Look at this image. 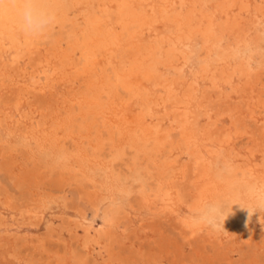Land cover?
Segmentation results:
<instances>
[{
    "label": "rangeland",
    "instance_id": "obj_1",
    "mask_svg": "<svg viewBox=\"0 0 264 264\" xmlns=\"http://www.w3.org/2000/svg\"><path fill=\"white\" fill-rule=\"evenodd\" d=\"M58 1H60V0H48V2L54 6L55 10L58 8L56 10L58 21L56 22L54 28L51 30L52 33L50 32L48 36L41 38V41H40L41 43L38 46L39 50H34L32 58L26 57L25 59L21 60V63L18 64L19 66L16 65L14 67H10L8 59L6 57H3L0 55V61H1L0 62V80H1L0 83L3 82L2 84H0V86H1L0 87V93H1L0 94V115H1L0 116V124H1L0 125V133L2 132L0 134V264H182L184 259L187 262L186 264H229V263L230 264H264V254H263L264 253V236L262 235V232L264 231V227H263V223H262V221H264V211H260V212L258 211L254 215H252L251 219H250L252 221L251 222L249 220V217H248L249 216L248 210L243 209V208H241L240 205H238V204H245L244 205L245 207H255L254 201L251 198H249V196H250L249 189L253 185H258L259 181H258L256 176L251 177L249 172H247L246 170H248L251 165L252 166L257 165L260 169L264 165V160H262V157H261L262 156L261 151L257 147V144L253 141V136L254 135L258 136L256 134L258 132V130L260 131L261 129H263V131H264V116H263L264 115V106H263L262 101L260 100V96L262 95V93H264V80L260 81L259 84L257 86H254V87L250 86L247 88V87L242 86L241 89L246 94H243V92H238V93L232 94V96L228 97L226 95H227L229 90H227V88L225 86H222V85L218 86L220 92L218 90V87L216 89L217 91L212 90L211 87L208 86V80L204 79L205 77L203 78V76H202L203 73L201 72L203 67H205L207 65H209L211 67V69H213L215 67L218 69L220 67L219 65L223 61H225V59L227 60L230 58L232 60H237V61H239V60L241 61V59L247 60L251 56V51L248 50L249 48H247V49L243 48L241 44L238 46H235V45H231L230 43L228 44L225 40H219L216 44H213V45L209 44L208 45V46H210V50H212L211 54L208 55L207 51L203 49L202 44L198 40H194L193 38H190V39H188L187 42H185V44L183 45V48H182V51H184V54H186L185 56H187V59H186V57H185V59H186L187 63L188 62L189 63L185 64V62H186L185 59H184V61L180 59V61H179L180 72H179V70L177 71V69H175V70L174 69H168V67L166 65H164V64H166V62H164L165 61L164 60V50L166 47L165 45L167 44V40L171 36V33L169 32L170 31L169 27L160 26V29L157 31H154V32L148 31L147 28H144L143 29L144 35L142 36L144 39L141 37V40H140L141 41L140 46L147 47V50H146L147 53H148V51H150V48H156L157 46L160 47V48H157V50L155 51V53H156L155 56L154 55H148L146 53V55H144V57H146V58H144V60H143L147 64L153 63V65L158 68V71L161 72V74H159L160 73L159 72L157 75V78H156L158 80V81L156 80L157 83L155 82L157 84L156 87H158L159 89L157 90V88L155 86H154V88L152 87L150 89L151 91L149 90V95H148V98L149 99L151 98L148 101L149 107L151 110L150 112L153 114L154 118L156 119L154 121L153 125H155V127L159 126L158 130H160L159 131L160 133H162V132L166 133L167 131L168 132L170 131L171 127H169L170 122H168V121L173 116V109L170 106L171 102L166 100L167 96L164 93V91L162 90V86L164 83H166V84L169 83L168 85L172 86V88H173V94H176V96L178 95L177 96L178 98H182L184 101H186L187 109H189L188 110L189 115L187 116L188 117L187 120L189 121V124H190V128H189L190 132L189 133L193 136L194 144H196L199 151L204 150V148L208 144V140L206 139L207 137L205 135V132H206L205 127H207L205 125V123H207V122H204L205 118H203V117H205L204 116L205 115L204 106L208 100V97H210L211 101H213V103H215L218 106V108H222L225 111H227V107L229 104L233 105L234 107H238V110L241 111L243 119L245 120L246 124L248 125L246 129L244 128L245 131H243V132L235 131V129H233L230 121L227 120L226 115L222 116L223 119L221 118V120L218 122L217 126L214 128L215 132H216V140L227 139V138H223V133H225V131H226V133H228L229 137H230V139H229V137L227 139L229 141V143L227 142L228 144L225 143V145L223 144V146L217 147L218 151L216 150V147H215L214 149H215L216 153L218 152L217 153L218 155L215 154L210 159H207V157H204L205 163L203 162V164L204 165L208 164L209 166L206 165V167H204V165H203L202 167L197 168L194 172L190 169L191 168L190 164L187 163L188 162L187 157L185 155H182L177 150L175 151L174 149L172 150V152L169 153L168 151L170 150V147L166 146V149L163 148L162 151L160 152L159 157L156 159V160H158L157 166L158 165L159 166H161V165L168 166L169 169H171L170 173L172 175L169 174V175H171L169 177L170 178L172 177V178L170 181L176 182L178 184V186L180 188L179 190L181 192V195L183 196L182 198L186 204L187 203L192 204L193 202L196 201L195 186L198 187V185H199L198 182H200V184H203V183H205L204 181L206 179L213 180L212 178H214L215 184L218 183V184H216L218 189H219L218 191L219 192L221 191L220 192L221 194L218 193V194H220L219 197L220 198L222 197V199L220 201H223L224 203L230 202L233 204L232 205V213L229 215L230 217L228 216V218L225 220L224 228L221 227V228L214 230V229L208 227L211 230L210 237L212 238L211 239L212 242L216 244L217 241L218 242L220 241L222 244V248H220L219 250L218 249L215 250V248L212 247L211 245H207V248L203 249L201 246H203L204 243L203 244L200 243V240H198V238H195V240H197L199 243H196L195 240L187 239L185 232L183 231V229H180V227H179L180 223L177 224L176 221L174 220V218H172L170 216H166V215L159 218V217H156L153 214V212L150 209H148L147 207H141L140 199H141L142 188L149 189L151 187V184L154 185L155 183H156L155 186H157L159 183V179L162 178V176H164V174H159L158 171H155L156 170L154 168L155 167V165H154L155 160L151 159L150 153H148V152L142 153V152L138 151L137 148H135V147L132 148V146L130 145V142H128V143L122 142L124 149H126L125 150L126 153L124 152V149L122 151L120 150V140H119L120 137H118V136H120V131L118 130L119 128H117L118 127L117 125H112L114 120H115L113 118V115H111L112 113L110 114V112H107V113H105L106 115L101 114V113L95 115L92 110L87 108L88 105L86 103H83V102H85L83 99V94L86 91L88 92V89H91L93 86V84L90 83L91 77H86V78L84 77L82 79L78 76H74V72H70V70H68L66 68V66L62 65L63 64L62 63L63 54L65 53V51L69 52L71 50V46L74 45L73 43H74L76 37H78V36L81 37V29L84 26L83 23L86 22L85 20H86L87 16L96 10L95 8L97 6L95 5V3H96V2H94L95 0L94 1L89 0L88 1L89 4L85 1H83V2L79 3L80 5H77L76 2H74V0L73 1L72 0H61L60 1L61 6L59 5ZM199 2L202 3L201 5L203 7H211V5L213 4L212 0H204V2H203V0H199ZM252 2L253 1H251V3ZM85 3H87V6L84 7L85 8L84 9L83 6L86 5ZM90 6H92V7H90ZM61 7H63V9ZM89 7L91 10L88 9ZM66 8L68 11L66 10ZM92 9L94 11H92ZM251 9H252V7L250 8V11H251ZM88 10H89V12L90 11L91 12L88 13ZM61 13H62V15H61ZM77 13H79V16L77 15ZM84 13H86V14H84ZM83 14L86 16H84ZM76 15L78 16V19H77ZM248 15H245L244 19L248 20L247 22L252 23L254 21L253 18L255 17V15L252 12L248 13ZM251 15H252V18H251ZM73 16L75 18H73ZM246 17H248V18H246ZM63 19H64V21H63ZM74 19H75V21H73ZM66 20H67V22H66ZM77 20L79 22H77ZM59 22H61V23L59 24ZM63 22H66V23H63ZM73 22H75L76 25ZM110 23H112V19L110 20ZM67 24H69V26H68L69 28H67V26H66ZM72 24L74 25L75 28H73ZM64 25H65V27H64ZM78 26H79V28H78ZM150 32H152V33H150ZM71 33H72V35H71ZM147 34H148V36H147ZM60 35L62 36V38ZM65 35L67 38L65 37ZM155 36H157V38ZM263 37L261 38V42H260V44H262V46L259 44V48H258V51L260 50L259 51L260 54L264 53V38ZM48 38H49V40H48ZM69 38H71V39H69ZM147 38H148V40H147ZM154 38H156V40ZM149 41H152V42H149ZM142 42H143V44H142ZM54 43H55V45L56 44L57 45L55 46ZM68 43H69V46H68ZM154 43L156 46L154 45ZM156 43H158V45ZM53 45H54V47H53ZM218 45H220V47ZM227 46H229V47H227ZM225 47H227V48H225ZM233 47H235V48H233ZM44 48H47V49L44 50ZM220 48H222L223 50H221ZM52 49H54V50H52ZM56 49H57V51L61 49V51L57 52ZM239 49H241V50H239ZM237 50H239V51H237ZM60 52H61V54H60ZM202 53L205 54V56L202 55ZM225 54H226V56H225ZM60 56H61V58H60ZM74 56H75V58H78L79 57L78 52H76ZM114 56H113V61H112V59H110L111 57H109L107 59L102 58L100 63L104 64L103 61H105V63L113 62L115 64V62L118 61L117 60L118 57H114ZM214 56H216V57H214ZM217 56H218V58H217ZM263 56H264V54H262V58L264 59ZM211 57H212V59H211ZM236 57H238V59H236ZM179 58H181V57H179ZM35 59L36 60L40 59V61L42 62V64H41L42 69L39 70V71H41L40 74H38L33 67L34 66L33 62L35 61ZM2 60H4V61L2 62ZM4 62H5V64H4ZM29 62L32 64H30ZM202 62H203V64H202ZM215 63H216V65H215ZM43 64H44V66H43ZM198 64H199V66H198ZM53 66H57L56 67L57 71L55 73H56V75L59 74V76H56L55 73L51 70V68ZM164 67H165V69H164ZM45 69H48V71L45 74H43L45 72ZM19 70L21 72H19ZM181 70H182V72H181ZM2 71L5 73H1ZM14 71H16V72H14ZM6 72H7V74H6ZM60 72L62 73V75ZM19 73H21V74H19ZM67 73H69V74H67ZM100 73H102V72H100ZM32 74H34V76ZM165 74H167V76ZM37 75L39 76V78ZM6 76H7V78H6ZM28 76H30V77H28ZM50 76H52V77H50ZM164 76H165V79H163ZM192 76H193V78H192ZM34 77H36V78L34 79ZM178 77H180V78H178ZM4 78H6V80ZM60 78H62V79H60ZM69 78L72 81L69 80ZM67 79H68V81H67ZM198 79H200V80H198ZM201 80L202 81L206 80V82L203 81L204 82L203 83ZM70 81H71V83H70ZM74 81H76V82H74ZM185 81H187V82H185ZM12 82H14V84ZM55 82H57V83H55ZM85 83H86V87H85ZM160 84H161V86H160ZM198 84H200V85H198ZM35 85H36V87L34 88ZM54 85H55V87H54ZM3 86L5 89H3ZM25 86L28 88H26ZM30 86H33L32 87L33 89ZM189 86H190V88H189ZM192 87L194 88V90ZM207 87L209 88L208 90H207ZM13 88H14V90H13ZM39 88H40V90H38ZM79 88H81V89H79ZM243 88H245V89L243 90ZM185 89H187L188 91ZM43 91H45V92H43ZM193 91H194V93H193ZM250 91L252 92V94ZM150 92H151V94H150ZM155 92H157V94ZM209 93L211 95H209ZM216 93L218 94V98L216 96ZM219 93L223 97H220ZM205 94H206V96H205ZM258 95H259V97H258ZM163 96H165V97H163ZM196 96H197V98H196ZM251 96L255 98V100L253 101V104H251V102H252V100L250 99ZM245 97L247 99H244ZM39 98H40V100H39ZM106 98L107 97H105V99ZM223 98H224V100H222ZM128 99H131V102L128 104V107L126 110L128 115H131V114L135 115L137 113V111H139L142 108L145 109L147 107V102H145V101H138V99L136 100L135 97H133V96H129ZM21 100H24V101L21 102ZM191 100H193V101H191ZM197 100H201V101L199 102ZM216 100H217V102H216ZM2 101L5 102L4 105H3ZM164 101H166V104ZM255 101H256V104H254ZM24 102L28 103V104H25ZM135 102H136V105L134 104ZM66 104H67V106H66ZM155 104L156 105L159 104V106H156ZM193 104H195V105H193ZM84 106H85V108H84ZM69 107H70V109H69ZM251 107H254L256 109L251 108ZM60 108H61V110H60ZM157 108H158V110H156ZM16 109H18V110H16ZM57 110L59 111V113ZM130 110H131V112H130ZM255 111L257 112L256 114H254ZM262 112H263V114H262ZM7 113H9V114H7ZM14 114H15V116L17 115L16 116L17 118H14L15 117ZM19 114L21 115V117ZM56 114H57V116H56ZM64 114H65V116H64ZM157 115L159 116V118ZM199 115H201V116H199ZM8 116H9V118H8ZM104 116H106V117L104 118ZM110 116H112V117H110ZM6 117L9 120H7ZM84 117H86V118L84 119ZM168 117H169V119H168ZM61 118H62V120H61ZM73 118H74V120H73ZM10 119H12V120H10ZM44 119H45V121H44ZM103 119H106L107 121L106 120L104 121ZM9 121H12V122H9ZM226 121L229 125L226 124ZM32 122H33V124H32ZM90 122H92V123H90ZM105 122H107V125ZM110 122H112V124ZM8 124H10V125H8ZM54 125H56V126H54ZM90 125H92V126H90ZM80 126H82V127H80ZM110 126H114L113 128H115V129L112 130V128ZM160 127H161V129H159ZM7 129H8V131H7ZM35 129H37V130H35ZM108 129H110V130H108ZM166 129H168V130H166ZM11 130H13V131H11ZM111 130L114 131V133H115L114 137L111 136ZM161 130H162V132H161ZM48 131H49V133H48ZM50 131H51V133H50ZM23 132H24V134H23ZM56 132L58 135L56 134ZM76 133H78V134H76ZM196 133H198V134H196ZM221 133H222V135H221ZM231 133H233L234 136L231 135ZM243 133H244V135H243ZM20 134H23V135H20ZM47 134H48V137H47ZM55 134H56V136H55ZM202 134L205 135V137ZM29 135H30V137H29ZM40 135H42V136H40ZM75 135H76V137H75ZM111 137L113 139H110ZM64 138H65V140L62 141V139H64ZM96 138H98V140ZM231 138H232V140H231ZM234 138L236 139V141ZM8 139H9V141H8ZM67 139H68V141H67ZM73 139H75V140H73ZM92 139H93V142H92ZM99 139H100V141H99ZM196 139H198V140H196ZM248 139H250V140H248ZM17 140L20 142H18ZM55 140H57V141H55ZM101 141H103V143ZM108 141H109V143H108ZM63 142H64V144H63ZM72 142H74V143H72ZM61 143H62V146H60ZM104 143H106V144H104ZM28 144H29V146H26ZM55 144H56V146H55ZM41 145L43 146V150H41L42 149ZM76 146H78V147H76ZM203 146H205V147H203ZM227 146H228V148H227ZM230 146H231V149H230ZM233 146H235V147H233ZM11 147L13 149H11ZM114 147H115V149H113ZM82 148H83L84 152H82ZM34 149H36V150H34ZM234 149H236L237 151ZM252 149H255L257 151V154ZM68 150H70V151H68ZM79 150H80V152H79ZM96 150L99 151V153ZM164 150L165 151L167 150L166 153H163V152H165ZM225 150H227V151H225ZM11 151H13V152H11ZM108 151H110V152H108ZM115 151L117 153H119L118 151H120V153L117 154ZM173 151H174V153H173ZM231 151H233V153ZM75 152L76 153L78 152V153L74 154ZM243 152H244V155H242ZM121 153H122V155H120ZM172 154H173V156H172ZM177 154H181V155L178 156ZM112 155L114 156L115 159L113 158ZM168 155H171V156H168ZM241 155L245 156V157H242ZM254 155L256 156V158L254 157ZM36 156H38V157H36ZM89 156H90V158H89ZM97 156H99V157H97ZM143 156H144V158H143ZM174 156H175V158H174ZM76 157H77V159H76ZM108 157H110V158H108ZM119 157H121V158H119ZM122 157H123V161H122ZM130 157H131V159H128ZM182 157L185 159L182 160L181 159ZM237 157H238V159H237ZM7 158H8V160H7ZM64 158L65 159L68 158V159L65 160ZM224 158L226 160H223ZM245 158H248L249 160H245ZM74 159H76V161ZM78 159L81 161H79ZM96 159H99V160L97 161ZM175 159L178 161H176ZM215 160H216V162H215ZM232 160H234L235 162L234 161L232 162ZM59 161H61V162H59ZM70 161L76 162V163H78V161H79V163L76 164V163H72ZM236 161H239V163H236ZM241 161L243 163L245 162L246 164L241 163ZM256 161L258 162V164ZM171 162H172V164H171ZM184 162L187 165H184L185 164ZM229 162H232V163H229ZM248 162H250V163H248ZM81 163H83V164L85 163L84 167H83V165H82V167L80 166ZM103 163L105 164V166ZM212 163H213V165H212ZM20 164H21V166H20ZM30 164H31V166H30ZM90 164H91V166H88ZM182 164L184 167L182 166ZM72 165H75V166H72ZM233 165H235V166H233ZM244 165L245 166L248 165L249 167L248 166L245 167ZM71 166H72V168H71ZM180 167H181V169H180ZM207 167L209 168V170ZM91 168H92V170H90ZM147 168L150 170V172H151L150 174L147 173L148 172ZM182 168H184V169L187 168V170H188V171H186V176L184 178L185 180L182 179L183 175H181V173L184 171V170H182ZM70 169H71V172H70ZM210 169L213 171H211ZM98 170H99V172H98ZM130 170H131V172H130ZM135 170H136V172H135ZM175 170H176V173H178V175H180V176L176 175V173L174 172ZM177 170H179V172L180 171L181 172L179 173ZM243 170L245 172H247L248 175L242 174V172H244ZM75 171H77V173ZM114 171H115V173H114ZM218 171L220 172V174ZM187 172L189 175L187 174ZM238 172H239V174H238ZM95 173H96V176H95ZM192 173L195 175H193ZM224 173L226 175H224ZM113 174H115L116 176L115 175L113 176ZM215 175L217 177H214ZM68 176H69V178H68ZM76 176H79V177H76ZM104 176H105V178L103 179ZM206 176H207V178H205ZM6 178H8V179H6ZM179 178H180V181H179ZM254 178L256 179L255 182H254ZM73 179H75V180H73ZM76 179H78V180H76ZM174 180H176V181H174ZM63 181H64V183H63ZM90 181H91V183H90ZM97 181H99V183ZM71 184H73V185H71ZM99 184L102 186H97ZM224 184L226 186H224ZM87 186H88V188H87ZM193 186H194V188H192ZM231 186L234 189L230 188ZM219 187H221V188H219ZM227 187H229V188H227ZM99 188H101V190ZM56 191H58L59 193H57ZM224 193H226V195ZM219 197L217 198V201H215V202L219 201ZM104 200H106V201H104ZM207 201H209V200H207ZM209 203H211V202H209ZM209 203L207 202V204H209ZM130 204H131V206H130ZM67 206H69V207H67ZM95 206H99V211H98L97 215H94L93 211L91 210V208L95 207ZM130 207L132 209H130ZM106 209L107 210L109 209L108 211L110 213H112V217H113L112 223H110L109 226L105 225L104 220H103L104 213L106 212L105 211ZM41 210H42V212H41ZM133 210H135V211H133ZM33 211H35V214ZM182 211L183 212H181L180 219H185L183 217H186L189 215H193V217L197 218L199 215V213H197V212L192 213L189 211L188 212H186L184 210H182ZM85 213H90L89 215L91 217L89 216V221H88L87 217H85ZM182 214L184 215L183 217H182ZM243 216H244V218H243ZM63 217H64V219H63ZM245 221H247L248 226H246V224H244ZM89 222L93 224L94 228L95 227L100 228L101 226H104L103 227L104 231H102L104 233L102 235L98 236V239H100L99 242L98 241H90L87 238V236H86L87 231L90 227V226L88 227ZM239 223H240V225H237ZM248 223H250V224H248ZM240 226H242V227H240ZM250 227H252V228L254 227L253 229H254V233H255L254 235L255 236L253 238L248 237V236L246 237V233H244L247 231V229L249 230ZM242 228H243V230H242ZM216 230H218V232H215ZM219 232H221V234ZM212 234H214V235H212ZM222 234H223V236H222ZM215 235H217V237ZM245 237H246V239H245ZM243 238H244V240H243ZM223 239H225V240H223ZM262 239H263V241H262ZM215 240H216V242H214ZM222 240H223V242H222ZM229 240H230V242H229ZM261 245H263V247ZM227 261H228V263H227Z\"/></svg>",
    "mask_w": 264,
    "mask_h": 264
},
{
    "label": "bare ground",
    "instance_id": "obj_2",
    "mask_svg": "<svg viewBox=\"0 0 264 264\" xmlns=\"http://www.w3.org/2000/svg\"><path fill=\"white\" fill-rule=\"evenodd\" d=\"M61 1V0H60ZM59 2V5L61 6ZM73 1V0H72ZM87 2L89 4V0H74L77 5H80L81 2ZM94 1V0H93ZM251 1H253L251 3ZM56 2V1H55ZM54 2V3H55ZM69 2V1H68ZM95 5L97 6L95 11L92 9V13H90L87 18L86 22L83 23L84 26L81 29V37H76L74 41V45L71 46V50L69 52H66L62 56V65L66 66L70 72H74V76H78L80 78H86L91 77L90 83L93 84L91 89H88V92L86 91L83 94V99L88 106L87 108L92 110L95 115L97 114H105L107 112H110L111 115H113V118L115 119L112 125H117L120 131V150L122 151L124 149L122 142H130V145L135 148H137L138 151L142 153H150L151 159L155 160V171H158L159 174H164L162 178L159 179V183L157 186L155 184H151V187L149 189L142 188L141 192V207H147L150 209L153 214L156 217L161 218L162 216H170L174 218L177 224L180 223L179 227L180 229H183V231L186 234L187 239L189 240H195V238H198L200 240V243H204L203 246H201L203 249L207 248V245H211L212 247L216 249L222 248L221 242L216 240L213 243L212 238L210 237L211 230L207 226H204L202 224H198L197 218L193 217V215H189L186 217H182L185 219H180L182 210L186 212H192V213H199L201 209H203L207 204V202H215L217 201V198L220 196V192L218 191V187L214 183V178L206 179L203 184L198 185V187L195 186V198L196 201L192 204H186L183 200V196L181 195L180 188L176 182H171V176L170 170L168 166H157L158 160H156L162 149H166L167 147H170L169 153L172 152L174 149L180 152L182 155H185L188 159V162L190 164V169L194 172L197 168L202 167L204 164L203 162L204 157H207V159L212 158L216 153L217 147L225 145V143H229L227 140L229 137V134L223 133V140H216V132L215 127L217 126L218 122L221 120L222 116L226 115L227 120L230 121L233 129L235 131H245L244 128H247V124L245 120L243 119L241 111L238 110V107H234L233 105H228L227 111L223 110L222 108H218V106L211 101L210 97H208V100L204 106L205 111V120L204 122L207 127L206 128V139L208 140V144L203 147L204 150L199 151L196 144H194L193 136L189 133L190 124L187 120V116L189 115V109H187L186 101H184L182 98H178L176 94H173V88L172 86L164 83L162 86V90L166 94V100L171 102V107L173 109V116L169 119V127L170 131L163 133L162 130L160 133L158 130V127H155L154 121L156 120L153 116V114L150 112L149 107V90L154 86L156 87V78L160 71H158V68L153 65V63H146L144 60V55H146L147 47L140 46L141 44V37L143 34V29L147 28L148 31H157L160 29V26H166L169 27L171 36L167 40V44L165 45L164 50V62H166V65L168 69H177L179 68V61L180 59L184 61L185 57L187 59L186 54H184V51H182L183 45L185 42L188 41V39L193 38L194 40H198L201 44L204 50L207 51V54H211L212 50H210L209 44L213 45L216 44L219 40H225L228 44L231 45H242L243 48H249L248 50L251 51V56L245 60L241 59V61L232 60V59H225L217 69L216 67L211 69L209 65L203 67L202 73L203 78L208 80V86L211 87L212 90H216L219 85L225 86L227 88L228 93L226 96L230 97L232 94L243 92L241 87H254L259 84L260 81L264 80V59L262 58V54L259 53L258 48L259 44L261 42V38L264 36V0H212L211 7H203L199 2V0H95ZM204 2V0H203ZM86 5L83 6L86 7ZM70 4V3H69ZM204 4V3H203ZM57 5V4H56ZM67 6V5H66ZM205 6V5H204ZM78 7V6H77ZM92 7V6H90ZM90 7L88 9H90ZM95 7V6H94ZM252 7L251 11L250 8ZM63 9V7H61ZM58 9V8H57ZM56 9V10H57ZM61 9V10H62ZM71 9V8H70ZM85 9V8H84ZM236 9V10H235ZM67 10V8H66ZM78 10V9H77ZM91 10V9H90ZM68 11V10H67ZM74 11V10H73ZM82 11V10H81ZM85 11V10H84ZM70 12V11H69ZM252 12L255 17L253 18V22L249 23L248 20L244 19L245 15H248V13ZM57 13V12H56ZM80 13V12H79ZM79 13L77 15L79 16ZM87 13V12H86ZM84 13V14H86ZM83 14V15H84ZM62 15V13H61ZM74 15V14H73ZM76 15V16H77ZM64 16V15H63ZM69 16V15H68ZM77 16V19H78ZM86 16V15H84ZM249 16V15H248ZM65 17V16H64ZM81 17V16H80ZM73 18H75L73 16ZM83 18V17H82ZM85 18V17H84ZM248 18V17H246ZM250 18V17H249ZM252 18V15H251ZM112 19V23H110V20ZM62 20V19H61ZM60 20V21H61ZM72 20V19H71ZM58 21V19H57ZM64 21V19H63ZM75 21V19L73 20ZM252 21V20H251ZM67 22V20H66ZM63 22V23H66ZM77 22H79L77 20ZM61 22H59L60 24ZM75 25L76 23L73 22ZM80 24V23H79ZM73 25V24H72ZM81 25V24H80ZM63 26V25H62ZM67 28H69V24L66 25ZM58 27V26H57ZM65 27V25H64ZM81 27V26H80ZM66 28V29H67ZM73 28L74 25H73ZM79 28V26H78ZM163 28V27H162ZM161 28V29H162ZM64 30V29H63ZM56 31V30H55ZM72 31V30H71ZM75 31V30H74ZM164 31V30H163ZM76 32V31H75ZM146 32V31H145ZM144 32V33H145ZM150 32V33H152ZM166 32V31H165ZM52 33V31H51ZM69 33V32H68ZM78 34V33H77ZM49 35V34H48ZM47 35V36H48ZM64 35V34H63ZM72 35V33H71ZM146 35V34H145ZM61 36V35H60ZM148 36V34H147ZM164 36V35H163ZM166 36V35H165ZM169 36V35H168ZM64 37V36H63ZM66 37V35H65ZM157 38V36H155ZM160 37V36H159ZM58 38V37H57ZM62 38V36H61ZM67 38V37H66ZM143 38V37H142ZM150 38V37H149ZM156 38H154L156 40ZM264 38V37H263ZM71 39V38H69ZM68 39V40H69ZM144 39V38H143ZM152 39V38H151ZM153 39V40H154ZM164 39V38H163ZM49 40V38H48ZM148 40V38H147ZM41 39H31L26 38L18 29L17 27V19L14 14L9 13L8 15L4 16L2 19H0V55L3 57H6L9 61V66H19L18 64L21 63V60L25 59L26 57L32 58L34 50H39L38 46L41 43ZM72 41V40H71ZM145 41V40H144ZM50 42V41H49ZM58 42V41H57ZM152 42V41H149ZM148 42V43H149ZM166 42V41H165ZM164 42V43H165ZM224 42V41H223ZM222 42V43H223ZM43 44V43H42ZM50 44V43H49ZM143 44V42H142ZM151 44V43H150ZM158 45V43H156ZM160 44V43H159ZM51 45V44H50ZM55 45V43H54ZM53 45V47H54ZM57 45V44H56ZM55 45V46H56ZM145 45V44H144ZM147 45V44H146ZM155 45V43H154ZM262 46V44H260ZM47 46V45H46ZM63 46V45H62ZM69 46V43H68ZM67 46V47H68ZM150 46V45H149ZM148 46V47H149ZM156 46V45H155ZM216 46V45H215ZM220 47V45H218ZM222 46V45H221ZM226 46V45H225ZM43 47V46H42ZM65 47V46H64ZM196 47V46H195ZM229 47V46H227ZM225 47V48H227ZM48 48V47H47ZM47 48H44L47 49ZM61 48V47H60ZM157 48H150V51H148V55H154ZM235 48V47H233ZM239 48V47H238ZM237 48V49H238ZM55 49V48H54ZM52 49V50H54ZM68 49V48H67ZM193 49V48H192ZM223 50L222 48H220ZM242 49V48H241ZM239 49V50H241ZM261 49V48H260ZM220 50V51H221ZM225 50V49H224ZM230 50V49H229ZM237 50V51H239ZM51 51V50H50ZM57 51V49H56ZM61 51L58 50L57 52ZM64 51V50H63ZM193 51V50H192ZM228 51V50H227ZM226 51V52H227ZM247 51V50H246ZM43 52V51H42ZM41 52V53H42ZM78 52L79 57L75 58V53ZM225 52V51H224ZM56 53V52H55ZM160 53V52H159ZM229 53V52H228ZM52 54V53H51ZM57 54V53H56ZM61 54V52H60ZM119 56H118V55ZM238 54V53H237ZM49 55V54H48ZM115 55V56H114ZM202 55L205 56V54L202 53ZM223 55V54H222ZM232 55V54H231ZM250 55V54H249ZM59 56V55H58ZM57 56V57H58ZM108 56V57H107ZM113 56L118 57L117 62L115 64L113 62L111 63H105L102 64L101 59L102 58H109L113 61ZM226 56V54H225ZM240 56V55H239ZM48 57V56H47ZM56 57V56H55ZM181 57V58H179ZM202 57V56H201ZM216 57V56H214ZM228 57V56H227ZM234 57V56H233ZM264 57V56H263ZM41 58V57H40ZM59 58V57H58ZM61 58V56H60ZM153 58V57H152ZM156 58V57H155ZM158 58V57H157ZM191 58V57H190ZM218 58V56H217ZM235 58V57H234ZM159 59V58H158ZM185 59V61H186ZM212 59V57H211ZM238 59V57H236ZM31 60V59H30ZM59 60V59H58ZM104 60V59H103ZM161 60V59H160ZM191 60V59H190ZM223 60V59H222ZM4 60H2L3 62ZM110 61V60H109ZM108 61V62H109ZM155 61V60H154ZM194 61V60H193ZM206 61V60H205ZM1 62V61H0ZM159 62V61H158ZM163 62V61H162ZM163 62V63H164ZM211 62V61H210ZM30 63V62H29ZM55 63V62H54ZM59 63V62H58ZM156 63V62H155ZM160 63V62H159ZM162 63V64H163ZM187 61L185 62V64ZM189 63V62H188ZM187 63V64H188ZM213 63V62H212ZM5 64V62H4ZM32 64V63H30ZM42 62L40 59H35L33 62V67L36 70L38 74H40L42 68L41 66ZM196 64V63H195ZM203 64V62H202ZM201 64V65H202ZM3 65V64H2ZM54 65V64H53ZM160 65V64H159ZM211 65V64H210ZM216 65V63H215ZM7 66V65H6ZM26 66V65H25ZM32 66V65H31ZM44 66V64H43ZM199 66V64H198ZM3 67V66H2ZM5 67V66H4ZM9 67V68H10ZM57 66H53L51 70L55 73ZM184 67V66H183ZM189 67V66H188ZM6 68V67H5ZM25 68V67H24ZM191 68V67H190ZM199 68V67H198ZM197 68V69H198ZM19 69V68H18ZM44 69V68H43ZM66 69V70H67ZM165 69V67H164ZM193 69V68H192ZM10 70V69H9ZM8 70V71H9ZM50 70V71H51ZM60 70V69H59ZM65 70V69H64ZM63 70V71H64ZM191 70V69H190ZM5 71V70H4ZM26 71V70H25ZM48 71V69H45V74ZM200 71V70H199ZM10 72V71H9ZM16 72V71H14ZM19 72H21L19 70ZM23 72V71H22ZM102 72V73H100ZM180 72V70H179ZM182 72V70H181ZM5 73V72H1ZM61 73V72H60ZM163 73V72H162ZM7 74V72H6ZM21 74V73H19ZM30 74V73H29ZM69 74V73H67ZM161 74V72L159 73ZM193 74V73H192ZM13 75V74H12ZM24 75V74H23ZM28 75V74H27ZM34 76V74H32ZM50 75V74H49ZM56 75V73H55ZM62 75V73H61ZM65 75V74H64ZM167 76V74H165ZM19 76V75H18ZM38 76V75H37ZM56 76H59L56 75ZM180 76V75H179ZM185 76V75H184ZM9 77V76H8ZM23 77V76H22ZM21 77V78H22ZM30 77V76H28ZM52 77V76H50ZM55 77V76H54ZM7 78V76H6ZM6 78H4L6 80ZM15 78V77H14ZM24 78V77H23ZM22 78V79H23ZM36 77H34L35 79ZM39 78V76H38ZM37 78V79H38ZM66 78V77H65ZM72 78V77H71ZM162 78V77H161ZM160 78V79H161ZM180 78V77H178ZM193 78V76H192ZM196 78V77H195ZM10 79V78H9ZM62 79V78H60ZM73 79V78H72ZM76 79V78H75ZM165 79V76L164 78ZM168 79V78H167ZM185 79V78H184ZM197 79V78H196ZM32 80V79H31ZM43 80V79H42ZM41 80V81H42ZM46 80V79H45ZM65 80V79H64ZM63 80V81H64ZM69 80H71L69 78ZM88 80V79H87ZM162 80V79H161ZM200 80V79H198ZM1 81V80H0ZM9 81V80H8ZM12 81V80H11ZM68 81V79H67ZM72 81V80H71ZM70 81V83H71ZM158 81V80H157ZM166 81V80H165ZM164 81V82H165ZM172 81V80H171ZM188 81V80H187ZM185 81V82H187ZM194 81V80H193ZM202 81V80H201ZM206 82V80H203ZM202 81V82H203ZM24 82V81H23ZM76 82V81H74ZM80 82V81H79ZM156 82V83H155ZM3 83V82H2ZM0 83V84H2ZM7 83V82H6ZM10 83V82H9ZM14 84V82H12ZM31 83V82H30ZM42 83V82H41ZM40 83V84H41ZM57 83V82H55ZM174 83V82H173ZM198 83V82H197ZM204 83V82H203ZM17 84V83H16ZM25 84V83H24ZM38 84V83H37ZM162 84V83H161ZM160 84V86H161ZM172 84V83H171ZM192 84V83H191ZM201 84V83H200ZM198 84V85H200ZM206 84V83H205ZM11 85V84H10ZM21 85V84H20ZM44 85V84H43ZM47 85V84H46ZM173 85V84H172ZM253 85V86H252ZM261 85V84H260ZM27 86V85H26ZM25 86V87H26ZM81 86V85H80ZM174 86V85H173ZM185 86V85H184ZM207 86V85H206ZM1 87V86H0ZM13 87V86H12ZM11 87V88H12ZM31 88L33 86H30ZM36 85L34 86V88ZM47 87V86H46ZM55 87V85H54ZM86 87V83H85ZM91 87V86H90ZM198 87V86H197ZM196 87V88H197ZM28 88V87H26ZM42 88V87H41ZM49 88V87H48ZM52 88V87H51ZM157 90L159 89L156 87ZM178 88V87H177ZM190 88V86H189ZM193 88V87H192ZM206 88V87H205ZM223 88V87H222ZM3 89L4 86H3ZM33 89V88H32ZM81 89V88H79ZM209 88L207 87V90ZM245 88H243L244 90ZM258 89V88H257ZM14 90V88H13ZM40 90V88L38 89ZM52 90V89H51ZM87 90V89H86ZM153 90V89H152ZM187 90V89H185ZM184 90V91H185ZM194 90V88H193ZM201 90V89H200ZM219 90V87H218ZM224 90V89H223ZM3 91V90H2ZM30 91V90H29ZM151 91V90H150ZM188 91V90H187ZM217 91V90H216ZM225 91V90H224ZM255 91V90H254ZM253 91V92H254ZM31 92V91H30ZM29 92V93H30ZM40 92V91H39ZM45 92V91H43ZM212 92V91H211ZM220 92V90H219ZM251 92V91H250ZM42 93V92H41ZM157 94V92H155ZM154 93V94H155ZM188 93V92H187ZM190 93V92H189ZM194 93V91H193ZM197 93V92H196ZM203 93V92H202ZM206 93V92H205ZM213 93V92H212ZM256 93V92H255ZM1 94V93H0ZM3 94V93H2ZM23 94V93H22ZM151 94V92H150ZM155 94V95H156ZM186 94V93H185ZM222 94V93H221ZM240 94V93H239ZM243 94H246L243 92ZM252 94V92H251ZM200 95V94H199ZM209 95H211L209 93ZM220 95V93H219ZM237 95V94H236ZM68 96V95H67ZM129 96L135 97V99L138 101H145L147 102V107L145 109H138L137 113L135 115L131 114L128 115L126 112L128 104L131 102V99H128ZM152 96V95H151ZM185 96V95H184ZM195 96V95H194ZM206 96V94H205ZM216 96L218 98V94L216 93ZM235 96V95H234ZM245 96V95H244ZM250 96V95H249ZM105 97H107L105 99ZM150 97V96H149ZM165 97V96H163ZM220 97H223L220 95ZM259 97V95H258ZM21 98V97H20ZM60 98V97H59ZM197 98V96H196ZM22 99V98H21ZM165 99V98H164ZM193 99V98H192ZM207 99V98H206ZM230 99V98H229ZM233 99V98H232ZM243 99V98H242ZM244 99H247L246 97ZM252 100L251 104H253V101L255 100L254 97H250ZM3 100V99H2ZM40 100V98H39ZM61 100V99H60ZM66 100V99H65ZM134 100V99H133ZM132 100V101H133ZM203 100V99H202ZM224 100V98L222 99ZM226 100V99H225ZM234 100V99H233ZM260 100L263 103L264 106V93L260 96ZM17 101V100H16ZM24 100H21V102ZM34 101V100H33ZM48 101V100H47ZM75 101V100H74ZM193 101V100H191ZM201 101V100H197ZM227 101V100H226ZM258 101V100H257ZM3 102V101H2ZM9 102V101H8ZM20 102V101H19ZM26 102V101H25ZM24 102V103H25ZM45 102V101H44ZM54 102V101H53ZM118 104H117V103ZM166 104V101H164ZM168 102V103H169ZM217 102V100H216ZM219 102V101H218ZM249 102V101H248ZM5 102H3L4 105ZM11 103V102H10ZM48 103V102H47ZM28 104V103H25ZM63 104V103H62ZM136 105V102L134 103ZM138 104V103H137ZM170 104V103H169ZM188 104V103H187ZM196 104V103H195ZM193 104V105H195ZM201 104V103H200ZM225 104V103H224ZM256 104V101L255 103ZM259 104V103H258ZM152 105V104H151ZM156 105V104H155ZM202 105V104H201ZM29 106V105H28ZM36 106V105H35ZM67 106V104H66ZM70 106V105H69ZM133 106V105H132ZM156 106H159L156 105ZM161 106V105H160ZM163 106V105H162ZM165 106V105H164ZM237 106V105H236ZM2 107V106H1ZM12 107V106H11ZM45 107V106H44ZM166 107V106H165ZM195 107V106H194ZM3 108V107H2ZM9 108V107H8ZM21 108V107H20ZM28 108V107H27ZM36 108V107H35ZM54 108V107H53ZM66 108V107H65ZM64 108V109H65ZM68 108V107H67ZM72 108V107H71ZM85 108V106H84ZM162 108V107H161ZM191 108V107H190ZM197 108V107H196ZM247 108V107H246ZM254 108V107H251ZM70 109V107H69ZM168 109V108H167ZM256 109V108H254ZM260 109V108H259ZM12 110V109H11ZM18 110V109H16ZM15 110V111H16ZM21 110V109H20ZM26 110V109H25ZM30 110V109H29ZM33 110V109H32ZM61 110V108H60ZM158 110V108L156 109ZM155 110V111H156ZM193 110V109H192ZM262 110V109H261ZM46 111V110H45ZM58 111V110H57ZM67 111V110H66ZM71 111V110H70ZM73 111V110H72ZM168 111V110H167ZM198 111V110H197ZM196 111V112H197ZM203 111V112H204ZM22 112V111H21ZM44 112V111H43ZM65 112V111H64ZM131 112V110H130ZM158 112V111H157ZM169 112V111H168ZM171 112V111H170ZM10 113V112H9ZM7 113V114H9ZM19 113V112H18ZM30 113V112H29ZM35 113V112H34ZM59 113V111H58ZM92 113V112H91ZM246 113V112H245ZM244 113V114H245ZM257 112L255 111L254 114ZM11 114V113H10ZM25 114V113H24ZM71 114V113H70ZM74 114V113H73ZM157 114V113H156ZM172 114V113H171ZM198 114V113H197ZM203 114V113H202ZM253 114V113H252ZM263 114V112H262ZM20 115V114H19ZM90 115V114H89ZM106 115V114H105ZM159 115V114H158ZM157 115V116H158ZM161 115V114H160ZM1 116V115H0ZM15 116V114H14ZM17 116V115H16ZM14 118H17V117ZM24 116V115H23ZM39 116V115H38ZM57 116V114H56ZM65 116V114H64ZM92 116V115H91ZM108 116V115H107ZM156 116V115H155ZM201 116V115H199ZM198 116V117H199ZM256 116V115H255ZM254 116V117H255ZM264 116V115H263ZM21 117V115H20ZM26 117V116H25ZM73 117V116H72ZM71 117V118H72ZM79 117V116H78ZM106 116H104L105 118ZM112 117V116H110ZM161 117V116H160ZM167 117V116H166ZM9 118V116H8ZM7 117L6 119L9 120ZM54 118V117H53ZM70 118V117H69ZM75 118V117H74ZM73 118V120H74ZM86 117H84L85 119ZM159 118V116H158ZM225 118V117H224ZM225 118V119H226ZM263 118V117H262ZM20 119V118H19ZM22 119V118H21ZM24 119V118H23ZM28 119V118H27ZM190 119V118H189ZM223 119V118H222ZM12 120V119H10ZM25 120V119H24ZM51 120V119H50ZM53 120V119H52ZM59 120V119H58ZM62 120V118H61ZM72 120V121H73ZM77 120V119H76ZM104 121L106 119H103ZM37 121V120H36ZM45 121V119H44ZM55 121V120H54ZM85 121V120H84ZM89 121V120H88ZM107 121V120H106ZM113 121V120H112ZM8 122V121H7ZM12 122V121H9ZM18 122V121H17ZM58 122V121H57ZM61 122V121H60ZM77 122V121H76ZM83 122V121H82ZM86 122V121H85ZM84 122V123H85ZM202 122V121H201ZM27 123V122H26ZM29 123V122H28ZM46 123V122H45ZM53 123V122H52ZM88 123V122H87ZM92 123V122H90ZM107 125V122H105ZM259 123V122H258ZM33 124V122H32ZM62 124V123H61ZM72 124V123H71ZM79 124V123H78ZM81 124V123H80ZM86 124V123H85ZM165 124V123H164ZM167 124V123H166ZM202 124V123H201ZM226 124L227 121H226ZM1 125V124H0ZM10 125V124H8ZM53 125V124H52ZM73 125V124H72ZM196 125V124H195ZM229 125V124H228ZM29 126V125H28ZM56 126V125H54ZM74 126V125H73ZM87 126V125H86ZM92 126V125H90ZM198 126V125H197ZM10 127V126H9ZM67 127V126H66ZM82 127V126H80ZM106 127V126H105ZM112 130L114 126H110ZM116 127V126H115ZM2 128V127H1ZM23 128V127H22ZM37 128V127H36ZM57 128V127H56ZM62 128V127H61ZM71 128V127H70ZM197 128V127H196ZM203 128V127H202ZM227 128V127H226ZM14 129V128H13ZM31 129V128H30ZM40 129V128H39ZM58 129V128H57ZM83 129V128H82ZM94 129V128H93ZM98 129V128H97ZM161 129V127L159 128ZM165 129V128H164ZM198 129V128H197ZM255 129V128H254ZM4 130V129H3ZM6 130V129H5ZM37 130V129H35ZM45 130V129H44ZM55 130V129H54ZM79 130V129H78ZM77 130V131H78ZM110 130V129H108ZM111 130V136L114 137V131ZM168 130V129H166ZM165 130V131H166ZM205 130V129H204ZM2 131V130H1ZM8 131V129H7ZM13 131V130H11ZM10 131V132H11ZM16 131V130H15ZM18 131V130H17ZM22 131V130H21ZM29 131V130H28ZM65 131V130H64ZM63 131V132H64ZM70 131V130H69ZM105 131V130H104ZM27 132V131H26ZM31 132V131H30ZM37 132V131H36ZM45 132V131H44ZM47 132V131H46ZM58 132V131H57ZM56 132V134H57ZM2 133V132H1ZM0 133V134H1ZM29 133V132H28ZM33 133V132H32ZM31 133V134H32ZM38 133V132H37ZM49 133V131H48ZM51 133V131H50ZM117 133V132H116ZM237 133V132H236ZM248 133V132H247ZM255 133V132H254ZM253 133V134H254ZM24 134V132H23ZM20 134V135H23ZM43 134V133H42ZM55 134V136H56ZM78 134V133H76ZM97 134V133H96ZM198 134V133H196ZM204 134V133H203ZM202 134V135H203ZM258 136H253V141L257 144V147L260 149L262 154V160H264V131L261 129L260 131L256 133ZM9 135V134H8ZM26 135V134H25ZM28 135V134H27ZM58 135V134H57ZM66 135V134H65ZM94 135V134H93ZM108 135V134H107ZM110 135V134H109ZM119 135V134H118ZM205 135H203L205 137ZM222 135V133H221ZM233 135V133H231ZM244 135V133H243ZM4 136V135H3ZM10 136V135H9ZM42 136V135H40ZM71 136V135H70ZM87 136V135H86ZM106 136V135H105ZM201 136V135H200ZM234 136V135H233ZM12 137V136H11ZM21 137V136H20ZM19 137V138H20ZM24 137V136H23ZM30 137V135H29ZM48 137V134H47ZM76 137V135H75ZM96 137V136H95ZM110 139H113V138ZM196 137V136H195ZM239 137V136H238ZM9 138V137H8ZM18 138V137H17ZM26 138V137H25ZM28 138V137H27ZM56 138V137H55ZM199 138V137H198ZM16 139V138H15ZM33 139V138H32ZM50 139V138H49ZM71 139V138H70ZM95 139V138H94ZM98 140V138H96ZM103 139V138H102ZM106 139V138H105ZM219 139V138H218ZM230 139V137H229ZM235 139V138H234ZM241 139V138H240ZM11 140V139H10ZM27 140V139H26ZM31 140V139H30ZM37 140V139H36ZM51 140V139H50ZM65 140L62 139V141ZM75 140V139H73ZM77 140V139H76ZM88 140V139H87ZM91 140V139H90ZM108 140V139H107ZM198 140V139H196ZM195 140V141H196ZM232 140V138H231ZM250 140V139H248ZM2 141V140H1ZM7 141V140H6ZM9 141V139H8ZM18 141V140H17ZM16 141V142H17ZM54 141V140H53ZM57 141V140H55ZM68 141V139H67ZM71 141V140H70ZM100 141V139H99ZM112 141V140H111ZM110 141V142H111ZM236 141V139H235ZM20 142V141H18ZM60 142V141H59ZM87 142V141H86ZM93 142V139H92ZM103 143V141H101ZM117 142V141H116ZM200 142V141H199ZM233 142V141H232ZM3 143V142H2ZM22 143V142H21ZM47 143V142H46ZM49 143V142H48ZM69 143V142H68ZM67 143V144H68ZM74 143V142H72ZM99 143V142H98ZM109 143V141H108ZM207 143V142H206ZM227 143V144H228ZM235 143V142H234ZM239 143V142H238ZM20 144V143H19ZM24 144V143H23ZM26 144V143H25ZM58 144V143H57ZM64 144V142H63ZM106 144V143H104ZM113 144V143H112ZM4 145V144H3ZM45 145V144H44ZM48 145V144H47ZM127 145V144H126ZM242 145V144H241ZM6 146V145H5ZM26 146H29L26 145ZM42 146V145H41ZM50 146V145H49ZM56 146V144H55ZM62 146V143L61 145ZM68 146V145H67ZM90 146V145H89ZM106 146V145H105ZM117 146V145H116ZM200 146V145H199ZM232 146V145H231ZM230 146V149H231ZM13 147V146H12ZM11 147V149H13ZM37 147V146H36ZM48 147V146H47ZM51 147V146H50ZM64 147V146H63ZM78 147V146H76ZM91 147V146H90ZM100 147V146H99ZM226 147V146H225ZM235 147V146H233ZM4 148V147H3ZM7 148V147H6ZM15 148V147H14ZM18 148V147H17ZM45 148V147H44ZM57 148V147H56ZM73 148V147H72ZM71 148V149H72ZM102 148V147H101ZM108 148V147H107ZM129 148V147H128ZM200 148V147H199ZM228 148V146H227ZM80 149V148H79ZM100 149V148H99ZM104 149V148H103ZM115 149V147L113 148ZM131 149V148H130ZM201 149V148H200ZM220 149V148H219ZM7 150V149H6ZM5 150V151H6ZM15 150V149H14ZM33 150V149H32ZM36 150V149H34ZM43 150V146L42 149ZM60 150V149H59ZM91 150V149H90ZM126 149H124L125 152ZM229 150V149H228ZM236 150V149H234ZM253 151H257L255 149H252ZM39 151V150H38ZM37 151V152H38ZM46 151V150H45ZM70 151V150H68ZM97 151V150H96ZM165 151V150H164ZM167 151V150H166ZM163 152V153H166ZM218 151V150H217ZM227 151V150H225ZM237 151V150H236ZM239 151V150H238ZM249 151V150H248ZM13 152V151H11ZM41 152V151H40ZM73 152V151H72ZM80 152V150H79ZM82 152L83 148H82ZM81 152V153H82ZM92 152V151H91ZM99 153V151H97ZM102 152V151H101ZM100 152V153H101ZM110 152V151H108ZM116 152V151H115ZM120 153V151H118ZM230 152V151H229ZM233 153V151H231ZM252 152V151H251ZM18 153V152H17ZM36 153V152H35ZM78 153V152H77ZM76 152L74 154H77ZM117 153V152H116ZM115 153V154H116ZM117 153V154H119ZM126 153V152H125ZM168 153V154H169ZM174 153V151H173ZM10 154V153H9ZM13 154V153H12ZM21 154V153H20ZM83 154V153H82ZM137 154V153H136ZM140 154V153H139ZM162 154V153H161ZM181 154H177L178 156ZM227 154V153H226ZM237 154V153H236ZM240 154V153H239ZM238 154V155H239ZM259 154V153H258ZM260 154V155H261ZM8 155V154H7ZM6 155V156H7ZM39 155V154H38ZM97 155V154H96ZM122 155V153L120 154ZM163 155V154H162ZM161 155V156H162ZM176 155V156H177ZM218 155V154H217ZM221 155V154H220ZM223 155V154H222ZM244 155V152L243 154ZM241 155V156H242ZM249 155V154H248ZM247 155V156H248ZM32 156V155H31ZM55 156V155H54ZM57 156V155H56ZM61 156V155H60ZM84 156V155H83ZM82 156V157H83ZM113 156V155H112ZM171 156V155H168ZM167 156V157H168ZM173 156V154H172ZM225 156V155H224ZM228 156V155H227ZM246 156V157H247ZM38 157V156H36ZM67 157V156H66ZM99 157V156H97ZM245 157V156H242ZM256 158V156L254 155ZM22 158V157H21ZM35 158V157H34ZM90 158V156H89ZM94 158V157H93ZM107 158V157H106ZM110 158V157H108ZM114 158V156H113ZM121 158V157H119ZM144 158V156H143ZM173 158V157H172ZM175 158V156H174ZM234 158V157H233ZM251 158V157H250ZM65 159V158H64ZM68 159V158H67ZM65 159V160H67ZM72 159V158H71ZM77 159V157H76ZM76 159H74L76 161ZM92 159V158H91ZM105 159V158H104ZM115 159V158H114ZM118 159V158H117ZM116 159V160H117ZM128 159H131L128 158ZM127 159V160H128ZM177 159V158H176ZM175 159V160H176ZM184 160L185 158H181ZM238 159V157H237ZM241 159V158H240ZM244 159V158H243ZM252 159V158H251ZM260 159V158H259ZM6 160V159H5ZM8 160V158H7ZM79 160V159H78ZM89 160V159H88ZM95 160V159H94ZM97 161L99 159H96ZM101 160V159H100ZM108 160V159H107ZM133 160V159H132ZM173 160V159H172ZM223 160H226L225 158ZM236 160V159H235ZM245 160H249L248 158H245ZM244 160V161H245ZM10 161V160H9ZM81 161V160H79ZM78 161V163H79ZM102 161V160H101ZM123 161V157H122ZM125 161V160H124ZM178 161V160H176ZM234 160H232L233 162ZM240 161V160H239ZM239 161H236V163H239ZM243 161V160H242ZM241 161V163H243ZM251 161V160H250ZM258 161V160H257ZM256 161V162H257ZM61 162V161H59ZM72 162V161H70ZM94 162V161H93ZM96 162V161H95ZM110 162V161H109ZM120 162V161H119ZM132 162V161H131ZM180 162V161H179ZM182 162V161H181ZM207 162V161H206ZM216 162V160H215ZM226 162V161H225ZM229 162V163H232ZM235 162V161H234ZM247 162V161H246ZM23 163V162H22ZM65 163V162H64ZM76 163V162H72ZM76 163V164H78ZM98 163V162H97ZM96 163V164H97ZM101 163V162H100ZM162 163V162H161ZM167 163V162H166ZM170 163V162H169ZM178 163V162H177ZM185 163V162H184ZM205 163V162H204ZM245 163V162H244ZM243 163V164H244ZM250 163V162H248ZM247 163V164H248ZM71 164V163H70ZM85 164V163H84ZM84 164L81 163L80 166L84 167ZM99 164V163H98ZM104 164V163H103ZM165 164V163H164ZM172 164V162H171ZM246 164V163H245ZM258 164V162H257ZM261 164V163H260ZM87 165V164H86ZM110 165V164H109ZM112 165V164H111ZM184 165H187L186 163ZM208 165V164H206ZM204 165V167H206ZM211 165V164H210ZM213 165V163H212ZM250 165V164H249ZM21 166V164H20ZM31 166V164H30ZM75 166V165H72ZM71 166V168H72ZM88 166H91L88 165ZM94 166V165H93ZM98 166V165H97ZM105 166V164H104ZM114 166V165H113ZM116 166V165H115ZM128 166V165H127ZM173 166V165H172ZM176 166V165H175ZM178 166V165H177ZM183 166V164H182ZM189 166V165H188ZM209 166V165H208ZM235 166V165H233ZM232 166V167H233ZM245 166V165H244ZM243 166V167H244ZM246 165L245 167H247ZM264 166V165H263ZM260 169L257 165H251L247 172H249L251 177L256 176L259 183L258 185H264V167ZM68 167V166H67ZM100 167V166H99ZM168 167V168H167ZM184 167V166H183ZM249 167V166H248ZM69 168V167H68ZM86 168V167H85ZM90 168V167H89ZM97 168V167H96ZM138 168V167H137ZM143 168V167H142ZM151 168V167H150ZM171 168V167H170ZM208 168V167H207ZM75 169V168H74ZM73 169V170H74ZM79 169V168H78ZM101 169V168H100ZM136 169V168H135ZM144 169V168H143ZM181 169V167H180ZM179 169V170H180ZM206 169V168H205ZM226 169V168H225ZM240 169V168H239ZM242 169V168H241ZM244 169V168H243ZM80 170V169H79ZM78 170V171H79ZM86 170V169H85ZM92 170V168L90 169ZM89 170V171H90ZM174 170V169H173ZM179 170H177L179 172ZM184 170L181 175L182 179L186 176V169L182 168ZM209 170V168H208ZM211 170V169H210ZM227 170V169H226ZM16 171V170H15ZM63 171V170H62ZM113 171V170H112ZM119 171V170H118ZM147 173H151L150 170L147 168ZM213 171V170H211ZM237 171V170H236ZM244 171V170H243ZM18 172V171H17ZM64 172V171H63ZM71 172V169H70ZM69 172V173H70ZM77 173V171H75ZM74 172V173H75ZM99 172V170H98ZM131 172V170H130ZM136 172V170H135ZM176 173V170L174 171ZM173 172V173H174ZM181 172V171H180ZM179 172V173H180ZM208 172V171H207ZM217 172V171H216ZM219 172V171H218ZM240 172V171H239ZM238 172V174H239ZM242 172V171H241ZM247 172H242L244 175H248ZM65 173V172H64ZM63 173V174H64ZM73 173V172H72ZM79 173V172H78ZM115 173V171H114ZM117 173V172H116ZM210 173V172H209ZM235 173V172H234ZM111 174V173H110ZM158 174V175H159ZM171 174V175H169ZM188 174V172H187ZM193 174V173H192ZM220 174V172H219ZM241 174V175H242ZM115 174H113L114 176ZM178 175V173H176ZM189 175V174H188ZM195 175V174H193ZM209 175V174H208ZM217 175V174H216ZM214 177H217V176ZM224 175H226L224 173ZM19 176V175H18ZM96 176V173H95ZM112 176V175H111ZM116 176V175H115ZM175 176V175H174ZM180 176V175H178ZM191 176V175H190ZM210 176V175H209ZM219 176V175H218ZM229 176V175H228ZM79 177V176H76ZM93 177V176H92ZM212 177V176H211ZM230 177V176H229ZM235 177V176H234ZM69 178V176H68ZM97 178V177H96ZM105 176L103 177V179ZM118 178V177H117ZM152 178V177H151ZM174 178V177H173ZM188 178V177H187ZM186 178V179H187ZM207 178V176L205 177ZM248 178V177H247ZM246 178V179H247ZM8 179V178H6ZM5 179V180H6ZM63 179V178H62ZM82 179V178H81ZM148 179V178H147ZM204 179V178H203ZM230 179V178H229ZM75 180V179H73ZM78 180V179H76ZM150 180V179H149ZM185 180V179H184ZM191 180V179H190ZM189 180V181H190ZM250 180V179H249ZM254 178V182H255ZM8 181V180H7ZM6 181V182H7ZM68 181V180H67ZM85 181V180H84ZM83 181V182H84ZM89 181V180H88ZM102 181V180H101ZM121 181V180H120ZM132 181V180H131ZM138 181V180H137ZM141 181V180H140ZM176 181V180H174ZM180 181V178H179ZM183 181V180H182ZM181 181V182H182ZM216 181V180H215ZM218 181V180H217ZM248 181V180H247ZM82 182V183H83ZM99 183V181H97ZM151 182V181H150ZM184 182V181H183ZM253 182V183H254ZM64 183V181H63ZM68 183V182H67ZM91 183V181H90ZM127 183V182H126ZM145 183V182H144ZM147 183V182H146ZM224 183V182H223ZM252 183V184H253ZM31 185V184H30ZM66 185V184H65ZM69 185V184H68ZM73 185V184H71ZM128 185V184H127ZM148 185V184H147ZM221 185V184H220ZM86 186V185H85ZM102 186V185H97ZM139 186V185H138ZM224 186H226L224 184ZM78 187V186H77ZM148 187V186H147ZM222 187V186H221ZM219 187V188H221ZM235 187V186H234ZM65 188V187H64ZM67 188V187H66ZM84 188V187H83ZM88 188V186H87ZM90 188V187H89ZM96 188V187H95ZM191 188V187H190ZM194 188V186L192 187ZM223 188V187H222ZM225 188V187H224ZM229 188V187H227ZM230 188H233L232 186ZM101 190V188H99ZM103 189V188H102ZM234 189V188H233ZM241 189V188H240ZM99 190V191H100ZM223 190V189H222ZM93 191V190H92ZM98 191V192H99ZM103 191V190H102ZM101 191V192H102ZM105 191V190H104ZM125 191V190H124ZM241 191V190H240ZM59 193L58 191H56ZM77 192V191H76ZM107 192V191H106ZM224 192V191H223ZM48 193V192H47ZM78 193V192H77ZM81 193V192H80ZM220 193V194H218ZM76 194V193H75ZM126 194V193H125ZM226 195V193H224ZM223 194V195H224ZM224 195V196H225ZM44 196V195H43ZM35 197V196H34ZM226 198V197H225ZM250 198V196H249ZM248 198V199H249ZM77 199V198H76ZM222 199V197H219V201ZM246 199V198H245ZM29 200V199H28ZM209 200V201H207ZM226 200V199H225ZM9 201V200H8ZM106 201V200H104ZM218 201V202H219ZM251 201V200H250ZM223 202V201H220ZM226 202V201H225ZM243 202V201H242ZM38 203V202H37ZM41 203V202H40ZM43 203V202H42ZM103 203V202H102ZM230 203V202H229ZM250 203V202H249ZM21 204V203H20ZM68 204V203H67ZM71 205V204H70ZM78 205V204H77ZM81 205V204H80ZM245 205V204H243ZM43 206V205H42ZM76 206V205H75ZM79 206V205H78ZM131 206V204H130ZM35 207V206H34ZM39 207V206H38ZM69 207V206H67ZM77 207V206H76ZM106 207V206H105ZM104 207V208H105ZM10 208V207H9ZM29 209V208H28ZM27 209V210H28ZM34 209V208H33ZM130 209H132L130 207ZM91 210L93 211L94 215H97L99 211V206L92 207ZM109 210V209H108ZM107 209L104 213V224L109 226L110 223H112L113 217L112 213H110ZM135 211V210H133ZM30 212V211H29ZM35 214V211H33ZM32 212V213H33ZM37 212V211H36ZM42 212V210H41ZM28 213V212H27ZM79 214V213H78ZM90 213H85V217H87L89 221V215ZM237 214V213H236ZM244 215V214H243ZM249 215V214H248ZM254 215V214H253ZM236 216V215H235ZM261 216V215H260ZM91 217V216H90ZM138 217V216H137ZM230 217V216H229ZM246 217V216H245ZM249 217V216H248ZM234 218V217H233ZM244 218V216H243ZM64 219V217H63ZM236 219V218H235ZM246 219V218H245ZM244 219V220H245ZM233 220V219H232ZM243 220V221H244ZM251 221V220H250ZM87 222V221H86ZM103 222V221H102ZM229 222V221H228ZM242 222V221H241ZM247 221H245L244 224H246ZM252 222V221H251ZM260 223V222H259ZM258 223V224H259ZM263 227H264V221H262ZM79 224V223H78ZM250 224V223H248ZM101 225V224H100ZM237 225H240L237 224ZM90 226V227H89ZM229 226V225H228ZM231 226V225H230ZM236 226V225H235ZM245 226V225H244ZM248 226V225H247ZM262 226V225H261ZM89 229L87 231V238L90 241H100L98 239L99 235H102L104 232V226H101L100 228H94L93 224L89 222L88 225ZM121 227V226H120ZM242 227V226H240ZM239 227V228H240ZM86 228V227H85ZM103 228V229H102ZM122 228V227H121ZM238 228V229H239ZM248 228V227H247ZM254 228V227H253ZM252 227L247 229L246 237L253 238L255 235L254 229ZM155 229V228H154ZM237 229V228H236ZM245 229V228H244ZM256 229V228H255ZM215 230V229H214ZM243 230V228H242ZM80 232V231H79ZM215 232H218L216 230ZM226 232V231H225ZM242 232V233H243ZM221 234V232H219ZM243 233V234H244ZM161 234V233H160ZM241 234V233H240ZM214 235V234H212ZM242 235V234H241ZM262 235L264 236V231L262 232ZM217 237V235H215ZM219 236V235H218ZM223 236V234H222ZM229 236V235H228ZM243 236V235H242ZM226 237V236H225ZM224 237V238H225ZM239 237V236H238ZM245 237V239H246ZM234 238V237H233ZM230 239V238H229ZM242 239V238H241ZM220 240V239H219ZM225 240V239H223ZM222 240V242H223ZM227 240V239H226ZM244 240V238H243ZM187 241V240H186ZM263 241V239H262ZM196 243H199L197 240H195ZM230 242V240H229ZM154 243V242H153ZM263 247V245H261ZM89 248V247H88ZM264 254V253H263ZM63 257V256H62ZM186 260L184 259L182 264H186ZM228 263V261H227ZM257 263V262H256ZM230 264V263H229Z\"/></svg>",
    "mask_w": 264,
    "mask_h": 264
},
{
    "label": "clouds",
    "instance_id": "obj_3",
    "mask_svg": "<svg viewBox=\"0 0 264 264\" xmlns=\"http://www.w3.org/2000/svg\"><path fill=\"white\" fill-rule=\"evenodd\" d=\"M9 13L15 15L19 31L31 39L46 37L57 22L56 10L48 0H0V19ZM249 191L255 207L238 205L248 210L250 220L256 212L264 211V185H253ZM232 205L211 202L200 210L196 222L212 229L224 228L225 220L232 213Z\"/></svg>",
    "mask_w": 264,
    "mask_h": 264
}]
</instances>
